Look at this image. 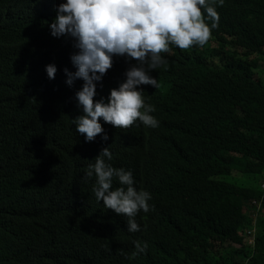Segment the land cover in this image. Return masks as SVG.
Wrapping results in <instances>:
<instances>
[{"label": "trees", "instance_id": "obj_1", "mask_svg": "<svg viewBox=\"0 0 264 264\" xmlns=\"http://www.w3.org/2000/svg\"><path fill=\"white\" fill-rule=\"evenodd\" d=\"M60 2L0 0V264H264V0H223L203 46L161 53L159 87L139 86L156 128L100 120L108 139L89 142L72 123L83 82L63 72L75 49L47 26ZM105 142L151 194L140 231L83 178Z\"/></svg>", "mask_w": 264, "mask_h": 264}, {"label": "clouds", "instance_id": "obj_2", "mask_svg": "<svg viewBox=\"0 0 264 264\" xmlns=\"http://www.w3.org/2000/svg\"><path fill=\"white\" fill-rule=\"evenodd\" d=\"M222 4L223 0H63L58 3L47 26L52 37L70 38L75 49L70 60L63 59L65 83L71 86L76 79L83 82L74 94L81 111V115L72 119L75 132L84 134L85 142L92 141L97 134L106 141L108 136L100 120L120 129L136 122L156 128L159 122L151 114L155 108L146 102L139 86L159 87L151 73L167 68L168 61L161 53H168L173 47L203 46L211 30L217 27L216 8ZM129 59L135 63L129 64ZM68 62L74 71L67 69ZM44 71L48 79H53L56 67L48 64ZM109 72L115 82L110 86L102 80ZM101 80L106 88L110 87L106 101L93 99L96 84ZM112 158L106 143L87 165L83 178L95 177L91 191L96 201H102L105 209L123 215L127 232L140 231L135 218L138 212L150 210L151 194L134 186L130 169L116 168L106 162ZM113 178L120 186L113 188ZM132 243L134 251L129 259L142 254L147 247L140 241Z\"/></svg>", "mask_w": 264, "mask_h": 264}, {"label": "rangeland", "instance_id": "obj_3", "mask_svg": "<svg viewBox=\"0 0 264 264\" xmlns=\"http://www.w3.org/2000/svg\"><path fill=\"white\" fill-rule=\"evenodd\" d=\"M245 179V178H244ZM241 180V179H240ZM244 181H246V179L244 180ZM253 183V181H251V183L250 184H252Z\"/></svg>", "mask_w": 264, "mask_h": 264}, {"label": "built area", "instance_id": "obj_4", "mask_svg": "<svg viewBox=\"0 0 264 264\" xmlns=\"http://www.w3.org/2000/svg\"><path fill=\"white\" fill-rule=\"evenodd\" d=\"M263 188H264V183H263Z\"/></svg>", "mask_w": 264, "mask_h": 264}]
</instances>
